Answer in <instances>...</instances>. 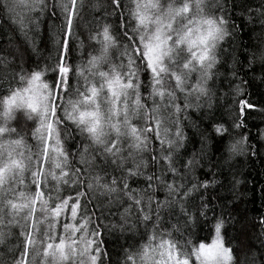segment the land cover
<instances>
[{"label": "snow or ice", "instance_id": "6c2138e0", "mask_svg": "<svg viewBox=\"0 0 264 264\" xmlns=\"http://www.w3.org/2000/svg\"><path fill=\"white\" fill-rule=\"evenodd\" d=\"M226 4L96 0L91 7L103 8V16L84 24L92 51L87 65H73L70 37L82 19L83 0H0V11L26 38L42 15L63 17L61 34L53 38L56 55L49 56L54 64L42 67L35 61L26 67L30 57L21 56L17 70L0 55V225L5 219L6 226L17 225L16 217L23 220L22 250L9 249L11 260L0 264H27L30 247L38 256L42 251L38 264H105L111 258L104 235L117 230L128 235L116 264H245V245L226 243L222 217H213L210 242L192 238L193 225L201 217L207 222L214 211L203 195L196 204L194 194L207 192L215 181L189 180L199 161L179 159L185 142L180 114L191 107V97L198 101L208 95L213 69L227 53L218 51L230 35ZM255 11L264 27V3ZM32 52L39 54L34 47ZM239 105L235 128L242 127L245 108L253 107L244 99ZM21 130L30 132L35 152L30 146L27 154L22 150ZM215 131L227 129L221 124ZM69 140L75 145L71 153L65 148ZM243 142L241 137L230 144L229 153ZM70 154L78 157L74 168ZM148 155L153 171H148ZM134 178H142L144 187L131 188ZM26 181L34 189L27 196L19 190ZM161 189L164 199L158 198ZM105 210L119 218L105 224ZM259 224L264 233V217ZM12 234L11 228L0 230V243Z\"/></svg>", "mask_w": 264, "mask_h": 264}, {"label": "trees", "instance_id": "16d2710c", "mask_svg": "<svg viewBox=\"0 0 264 264\" xmlns=\"http://www.w3.org/2000/svg\"><path fill=\"white\" fill-rule=\"evenodd\" d=\"M48 2L51 4L52 0ZM95 2L96 0H83L84 6L80 14L82 19L77 22L79 26L73 29L75 35L70 37L73 51L69 62L73 65H87L89 53L92 51L89 45L93 42L88 40V32L84 24L94 17L103 16V8L91 7ZM100 2L103 4L105 0ZM262 3L264 0H227L225 15L229 17L230 35L221 42L222 48L218 49L219 52L227 49V53L220 56L219 63L213 69L215 74L209 81L208 95L202 96L198 101L195 96L191 97L189 100L191 107L180 114L185 142L179 150V159L186 162L190 157H194L199 161L188 179L215 181L207 192L200 189L199 194H194L196 204H199L200 196L203 195L207 201H210L209 207L214 211L208 212L207 222L201 217L200 222L193 225L192 238L208 237L206 242H210L212 237L209 235V230L214 223L213 217H222L225 220L222 234L226 243L230 242L234 248L240 243L245 245L244 250L248 256L245 264H264V233L259 224V219L264 217V135H262L264 134V59L261 58V54L264 53V27L261 26L262 18L255 11ZM249 9L253 11L249 12ZM57 15H60L59 12ZM108 19L111 21L112 17ZM62 20V16L60 19H50L42 15L39 26L28 32L26 38L15 28L8 14L0 11V55H6L10 61H13L17 70L22 63L21 56L24 60L30 57L26 67L31 66L35 61H39L42 67L45 63L54 64V60L49 61V56L56 55L53 38H59ZM88 27H91V24ZM81 41H83L82 45ZM33 47L39 54L32 52ZM142 79L146 86V77ZM191 83H196L195 74L191 77ZM237 88L240 90L239 94ZM142 95L146 93L142 92ZM240 99H244L253 107L245 108L244 115L239 117L242 127L235 128L232 127V123L236 119ZM178 102L183 106L182 98ZM133 123L137 122L133 121ZM221 124L227 131L217 134L215 126ZM11 126L16 127L15 123ZM172 131L174 132L175 129L173 128ZM21 135L25 137L24 145L28 148L30 146L35 152V142L32 141L30 132L21 130ZM241 137L244 138L243 144L238 145L235 152L229 153L228 146ZM65 148L71 153L75 145L69 140ZM146 158L149 160L148 171H153L150 155ZM75 159L78 157L69 155L68 163L73 168L78 166ZM131 164L132 160L129 159L127 165L131 166ZM177 167L181 172L184 171L181 165L178 164ZM109 171L111 173V169ZM111 174L119 177V171ZM168 175L170 179L171 174ZM28 183L30 182L27 181V185ZM144 183L142 178L129 181L131 188H142ZM27 185L25 190L28 195L34 189L28 188ZM22 192L25 193L24 190ZM64 194L74 193L66 191ZM164 195L161 189L158 198L164 199ZM111 211L117 212L116 207L112 206ZM104 215L108 217L104 220L105 224L119 218L118 214L114 217L109 216L107 210ZM0 230L6 228L0 225ZM20 231L21 228L15 229L12 235L0 243V260L10 261L11 256L6 253L9 249H15L17 245L22 250L21 238L18 237ZM126 235L128 234L121 235L118 230L104 235V250L111 258L110 261L106 260L105 264H116L120 258L121 246H127ZM19 254L17 251L16 255ZM40 256L42 251L38 256L37 249L30 247L26 258L27 264H32L35 259L39 260Z\"/></svg>", "mask_w": 264, "mask_h": 264}, {"label": "rangeland", "instance_id": "374dc122", "mask_svg": "<svg viewBox=\"0 0 264 264\" xmlns=\"http://www.w3.org/2000/svg\"><path fill=\"white\" fill-rule=\"evenodd\" d=\"M22 150L25 152V154H27V150H28V146H26V145H23V148H22ZM27 185V181L25 182V186ZM25 186L24 187H21L19 190L20 191H25V196H27V192H26V190H25ZM10 196H11V194H10ZM10 198H13L12 196L10 197ZM15 219H17L18 221H19V223L17 224V225H15V226H6L7 225V219H5V221H4V224L3 225H1L3 228H6V230H3L5 233H7V232H9V228H11V231H14L15 229H19V228H21L20 227V225H22L23 224V220L22 219H20V217H16ZM8 237V236H7ZM41 257V256H40ZM33 260H34V258H33ZM38 262H39V260L38 259H35L34 260V262L32 263V264H38Z\"/></svg>", "mask_w": 264, "mask_h": 264}]
</instances>
